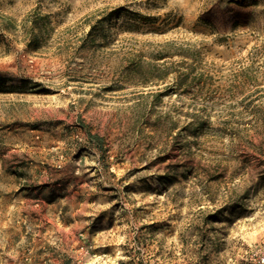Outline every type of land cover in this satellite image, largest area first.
Returning <instances> with one entry per match:
<instances>
[{
    "label": "rangeland",
    "instance_id": "374dc122",
    "mask_svg": "<svg viewBox=\"0 0 264 264\" xmlns=\"http://www.w3.org/2000/svg\"><path fill=\"white\" fill-rule=\"evenodd\" d=\"M0 264H264V0H0Z\"/></svg>",
    "mask_w": 264,
    "mask_h": 264
}]
</instances>
